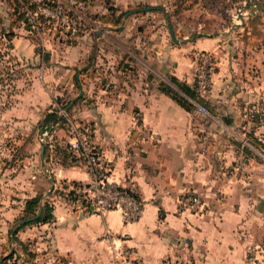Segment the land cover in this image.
I'll return each mask as SVG.
<instances>
[{"label": "crops", "instance_id": "0c3cea01", "mask_svg": "<svg viewBox=\"0 0 264 264\" xmlns=\"http://www.w3.org/2000/svg\"><path fill=\"white\" fill-rule=\"evenodd\" d=\"M168 1L90 0L87 32L43 40L49 48L45 61L62 63L47 70L45 64L37 70L36 42L16 38L12 58L22 68L0 75V145L10 154L18 149L22 160L7 168L0 164V238L11 236L10 225L24 214L28 199L42 196L43 203L51 174L54 186L92 180L86 161L64 166L53 150L70 142L59 122L51 125L50 160L45 152L42 158L41 123L62 98L72 100V117L92 129V141L112 165L111 179L137 195L143 212L126 222L119 209L99 214L80 207L78 197L58 199L50 232L58 255L76 264H112V247L122 245L139 264H252L247 253L258 239L249 228L264 224V49L234 36L246 20L244 26L232 23L214 36L199 31L182 47L165 48L170 38L163 24L167 20L169 30L174 8ZM190 49L216 58L203 97L210 117L186 110L159 89L161 70L163 77L192 83ZM88 57L104 72L90 78L80 69L75 74ZM255 140L262 144L254 146ZM194 193L206 201L202 215L179 208V199Z\"/></svg>", "mask_w": 264, "mask_h": 264}, {"label": "rangeland", "instance_id": "374dc122", "mask_svg": "<svg viewBox=\"0 0 264 264\" xmlns=\"http://www.w3.org/2000/svg\"><path fill=\"white\" fill-rule=\"evenodd\" d=\"M244 1L245 0H169V4L170 2L174 3V8L172 9L173 13L172 15H170L172 16V18H170V21L172 22L171 19H174L175 21L176 29L174 31L177 39H179L180 42L176 43L171 39L170 31L167 29L166 20L165 24H163V26L165 27L164 34H167L170 40L165 48L182 47L184 45V43H181L183 40H195L199 37V31L203 33L202 36H214L216 34L222 33L224 29L230 30L232 23L244 26V22H238L234 17L235 11H238V9L243 5ZM254 1H257L258 5H260L261 8L258 6L257 12H255L254 8L248 7L250 13L246 18V27H240L238 30H236L240 32H234V36L249 39L253 48L258 50L264 49V0ZM231 6H233L234 10L232 15L228 13V8H230ZM20 8V0H0V75L10 74L12 73V71H17L18 69L22 68V62L14 61V59L12 58L14 54V48L16 47V38L21 39L22 37L33 39L34 42H36V45H38L39 47L40 63L39 65L36 64L37 70L42 71L41 68H43L42 66L44 64L45 70L53 68L54 65H62L60 60L45 61L44 54L45 51H47L49 48L43 46V40L46 38L53 40V38L55 39V37H51L50 35L40 37L36 33L27 31V29L21 24L22 13L21 11H19ZM123 16L124 15L121 14L120 18H123ZM163 19L165 20V17ZM199 22H201V26H199ZM88 27L90 28L89 19ZM247 32H249V34H247ZM74 44H76V40H74ZM91 44L92 45H90L88 49V56H91L94 50L93 42H91ZM60 47H62L63 49L66 48L65 45H60ZM142 49L144 50H142L144 53H147L146 47H142ZM97 54L98 53L96 52L95 57L97 56ZM213 55L214 54H212L211 52H198L191 49L189 50L188 55H186L190 57L191 62L189 67L193 72L191 79L192 83H190L189 85L196 87L201 97H206L207 91L211 85V75L217 68L216 58H214ZM205 56L212 58L211 61L213 62V68L208 84L205 87H200L198 85V75L199 71L206 66L205 64H203V59ZM160 57H162V54L160 55ZM93 58L88 57L84 63L76 66L75 74H77L78 69H80V74L89 73L90 78L95 74L99 75V73L104 72V70L102 69L103 67H97L96 62L93 63ZM88 61L91 62L90 65L88 64ZM56 71L59 72V69H56ZM163 72L164 71L161 70L158 75L159 85L161 82L172 85L170 81L171 76L166 75L165 77H163ZM180 81L188 84L185 78L180 79ZM190 101L195 105L194 111H196L203 117H210L208 113H200L195 102H193L192 99H190ZM68 113L72 121L77 123V121L72 117L70 110H68ZM59 123L61 124V122ZM61 125H63L62 127H65V129L67 130L66 132H68V126L64 124ZM49 129L50 134H53L54 128H51L50 126ZM246 130L248 136L252 138V129L247 128ZM67 143L69 144V142ZM64 145L67 144L65 143ZM4 151L5 153L3 154L0 150V164L2 165V167L7 168L9 166L18 165L19 161L22 160L21 152L18 149H16L13 154L7 152L5 147ZM6 153H8L7 156ZM16 160L18 163L14 162ZM88 185L89 183L86 184L85 182L76 181L71 183L60 182L57 186H54V189L49 194H47V192L50 188L45 191V193L43 194V206L45 205V203H48L49 206H53V208H55L56 201L58 199H64L65 197H67V195L68 197H72L70 194L72 189H76L77 191H79L78 193L80 194V198L82 199V197H84L83 191ZM79 202L81 203L82 201ZM22 216L23 215L17 218L16 221L10 225V235L15 225L22 221ZM52 223L53 221L50 222L48 226H44L46 223L30 224L18 231L16 235V241L12 240V235L10 237L0 238V264H76L72 262V260L68 256L58 255L52 247L50 237V232L53 228ZM28 229H30L28 235L23 236L22 233H20ZM249 229L255 233V236L258 239V243L254 244V246H252L251 249L248 250V260L252 264H264V260L262 259V255H264V224L259 223L256 229L253 230V228L251 227ZM12 248L14 249L12 252L14 253L13 257L4 260L5 257L11 254ZM125 248L130 249L129 247ZM130 251V254L118 256L117 259L116 257H114V254H112V259H110L112 264H139V257H133L132 249H130Z\"/></svg>", "mask_w": 264, "mask_h": 264}, {"label": "built area", "instance_id": "2783aa9c", "mask_svg": "<svg viewBox=\"0 0 264 264\" xmlns=\"http://www.w3.org/2000/svg\"><path fill=\"white\" fill-rule=\"evenodd\" d=\"M22 13L21 24L30 32L40 37L46 35L77 36L88 31L87 11L91 6L90 0H20ZM257 1L245 0L243 5L235 12L234 17L238 22H245L249 15V8L257 12ZM211 57L205 56L203 64L206 66L199 71L198 85L205 87L210 81L213 62ZM69 101L63 99L56 101L55 107L65 120L70 136V149L83 157L88 165L92 180L84 189L83 201L80 207L90 209L99 214H104L113 209L122 211L126 222H133L140 218L143 212V203L140 199L118 186L111 179L112 165L102 159V155L96 144L92 141V129L88 125L73 122L69 117L66 105ZM195 102L200 113H208L209 108ZM145 135L155 138L148 129L142 128ZM52 134L49 127L41 131V142L46 144ZM4 154V147L0 145ZM8 153H6V156ZM206 201L197 193L187 195L179 199V208L189 210L192 213L202 215L206 210ZM108 234L110 232L108 231ZM114 257L130 254V249L120 246L112 247ZM255 257V256H254ZM264 260V255H262Z\"/></svg>", "mask_w": 264, "mask_h": 264}, {"label": "trees", "instance_id": "16d2710c", "mask_svg": "<svg viewBox=\"0 0 264 264\" xmlns=\"http://www.w3.org/2000/svg\"><path fill=\"white\" fill-rule=\"evenodd\" d=\"M259 7H260V5H259ZM170 81H171L172 85L168 84V83L161 82L159 85V89L162 92L170 95L178 104H180L186 110L192 111L195 109V105L190 101V99L207 106L205 99L199 95L196 87L180 81L179 78H177L175 76H171ZM61 100H62V98H58L57 102H60ZM71 107H72V100H70L66 105V108L68 110H70ZM58 122H61V124L65 125V120L63 119V117H61L59 115L58 109L55 108L46 114L44 120L41 123V127L43 129H45L46 126L50 127L51 125H55ZM252 144L254 146L259 147L260 144H262V143L255 140L254 142H252ZM53 150L56 151L58 153V155H60V160H61L60 162L64 166L74 164L80 160L85 161V159L83 157L77 156L70 149L69 144L62 145V146L55 145ZM50 151H51L50 145L46 143V145H45V158H46L47 162H49L50 157H51V153H49ZM244 151L248 154L251 153V151L249 150L248 147H244ZM126 191H128V190H126ZM128 192L131 193L136 198H138L137 195H134L130 191H128ZM70 194L72 196V197H70L71 199L78 197L81 200L80 194L75 193L74 190H72L70 192ZM41 197L42 196H36V197L30 198L27 200L25 210H24V214L22 216V221L29 219V218H34V217H35V219L30 220V221H26V222L21 221L20 222L21 224L18 226V229L11 231L12 240L16 241L17 240L16 235H17L18 231L20 229H23L24 227L30 225V224H33V223H50L54 220V213H53L54 208H53V206H49L48 203H45V205L43 206V203H41ZM81 201H83V197H82ZM40 207H42V212L37 217V211H38V209H40ZM13 255H14V253H11L9 256L5 257L4 260H7V259L13 257Z\"/></svg>", "mask_w": 264, "mask_h": 264}, {"label": "water", "instance_id": "95a60500", "mask_svg": "<svg viewBox=\"0 0 264 264\" xmlns=\"http://www.w3.org/2000/svg\"><path fill=\"white\" fill-rule=\"evenodd\" d=\"M168 16V15H167ZM127 17H128V14H127ZM169 30H170V34H171V37H172V39L175 41V42H180L179 41V39H177V37H176V34H175V31H174V28H173V26H172V24H171V22H169ZM82 92L83 91H81V94H82ZM44 152H45V148L43 149V151H42V158L44 159ZM50 183H51V188L49 189V191L47 192V194H49L53 189H54V176L51 174L50 175ZM41 212H42V207H40V209H39V211H38V213H37V217L41 214ZM33 219H35V217L34 218H29V219H26V220H24V221H22V222H26V221H30V220H33ZM21 223H18L17 225H15V227H14V230H16V229H18V226L20 225ZM13 248L11 249V253L13 252Z\"/></svg>", "mask_w": 264, "mask_h": 264}]
</instances>
